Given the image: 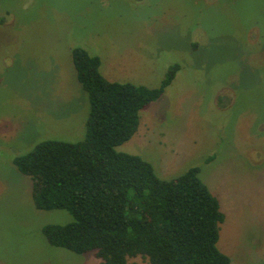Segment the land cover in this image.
Wrapping results in <instances>:
<instances>
[{
	"label": "rangeland",
	"instance_id": "374dc122",
	"mask_svg": "<svg viewBox=\"0 0 264 264\" xmlns=\"http://www.w3.org/2000/svg\"><path fill=\"white\" fill-rule=\"evenodd\" d=\"M75 48L109 82L154 89L178 67L115 150L165 180L198 168L224 215L219 251L264 264V0H0V264L101 263L49 245L43 226L73 217L37 209L13 164L41 141L83 139Z\"/></svg>",
	"mask_w": 264,
	"mask_h": 264
},
{
	"label": "trees",
	"instance_id": "16d2710c",
	"mask_svg": "<svg viewBox=\"0 0 264 264\" xmlns=\"http://www.w3.org/2000/svg\"><path fill=\"white\" fill-rule=\"evenodd\" d=\"M76 79L89 98L85 135L76 143L45 140L13 159L32 181L39 210H64L73 221L42 228L49 245L100 264H230L217 248L224 220L217 198L191 167L165 180L138 156L117 152L139 126V112L157 100L178 71L171 66L158 88L107 81L100 61L71 51Z\"/></svg>",
	"mask_w": 264,
	"mask_h": 264
}]
</instances>
